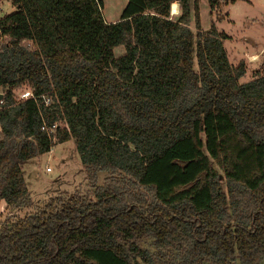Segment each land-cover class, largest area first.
<instances>
[{
    "label": "trees",
    "instance_id": "trees-1",
    "mask_svg": "<svg viewBox=\"0 0 264 264\" xmlns=\"http://www.w3.org/2000/svg\"><path fill=\"white\" fill-rule=\"evenodd\" d=\"M9 1L14 10L0 15L5 207L29 202L20 163L70 139L91 182L107 171L148 194L106 184L6 217L0 264L264 261V64L239 82L243 60L229 63L227 35L213 24L201 31L197 0L194 32L187 0H125L113 22L100 0ZM218 3L206 0L209 11ZM23 88L50 103L17 100ZM61 119L67 129L51 142L40 125ZM146 237L155 253L138 246Z\"/></svg>",
    "mask_w": 264,
    "mask_h": 264
},
{
    "label": "rangeland",
    "instance_id": "rangeland-1",
    "mask_svg": "<svg viewBox=\"0 0 264 264\" xmlns=\"http://www.w3.org/2000/svg\"><path fill=\"white\" fill-rule=\"evenodd\" d=\"M101 13L108 22L117 20L125 5V0H100ZM190 6L189 29L194 32L192 21V0H187ZM170 16L174 18L179 13ZM199 25L201 31H206L213 24L217 31H222L227 38L223 40L228 61L235 66L239 60L245 64V73L238 81L244 82L251 78L254 71L264 64V0H219L218 6L209 11L206 0H197ZM9 0H0V15L13 11ZM123 46L113 49L115 56L123 54ZM18 93L17 89L13 90ZM0 101L4 89L0 88ZM1 106V104H0ZM202 137V135H201ZM203 139V137H202ZM218 173L221 188L224 189L222 168L211 163ZM24 184L28 192L29 202L13 208H6L0 200L2 211L0 221L6 217H22L40 210L50 200L65 199L69 195L91 197L94 186L108 185L114 191L125 193L137 191L148 194L126 177L120 174H110L107 171H97L95 182H91L83 166L80 164L73 141L67 140L56 144L48 152L36 155L20 163ZM48 168V170H46ZM140 248L155 253L153 239L146 237L137 242ZM172 252V259L178 262L180 256ZM203 264H209L204 261ZM234 264H238L237 261ZM259 264H264L260 261Z\"/></svg>",
    "mask_w": 264,
    "mask_h": 264
},
{
    "label": "built area",
    "instance_id": "built-area-1",
    "mask_svg": "<svg viewBox=\"0 0 264 264\" xmlns=\"http://www.w3.org/2000/svg\"><path fill=\"white\" fill-rule=\"evenodd\" d=\"M15 97L17 100H27L30 99L35 103H42L44 106L48 105L51 101V96L48 93H41L35 95L32 90L29 88H23L18 93H15ZM1 102V101H0ZM63 127L64 129H67V124L64 121V119L61 120H55L51 124L47 125L43 121L40 125V130H42L48 138L51 140V142H55V131L57 128ZM50 150V149H49ZM48 170V168H46ZM3 202V201H2ZM4 204V202H3ZM2 206H0V212L2 211Z\"/></svg>",
    "mask_w": 264,
    "mask_h": 264
},
{
    "label": "bare ground",
    "instance_id": "bare-ground-1",
    "mask_svg": "<svg viewBox=\"0 0 264 264\" xmlns=\"http://www.w3.org/2000/svg\"><path fill=\"white\" fill-rule=\"evenodd\" d=\"M177 13V3H173L171 5V15H174Z\"/></svg>",
    "mask_w": 264,
    "mask_h": 264
},
{
    "label": "crops",
    "instance_id": "crops-1",
    "mask_svg": "<svg viewBox=\"0 0 264 264\" xmlns=\"http://www.w3.org/2000/svg\"><path fill=\"white\" fill-rule=\"evenodd\" d=\"M104 20H105V19H104ZM105 22H108V21L105 20Z\"/></svg>",
    "mask_w": 264,
    "mask_h": 264
},
{
    "label": "water",
    "instance_id": "water-1",
    "mask_svg": "<svg viewBox=\"0 0 264 264\" xmlns=\"http://www.w3.org/2000/svg\"><path fill=\"white\" fill-rule=\"evenodd\" d=\"M0 96H1V94H0Z\"/></svg>",
    "mask_w": 264,
    "mask_h": 264
}]
</instances>
